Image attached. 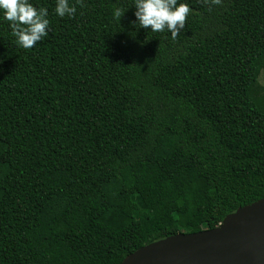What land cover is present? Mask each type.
I'll return each mask as SVG.
<instances>
[{"label": "trees", "instance_id": "obj_1", "mask_svg": "<svg viewBox=\"0 0 264 264\" xmlns=\"http://www.w3.org/2000/svg\"><path fill=\"white\" fill-rule=\"evenodd\" d=\"M29 2V49L0 14V264H119L264 198V0H178L175 39L133 0Z\"/></svg>", "mask_w": 264, "mask_h": 264}, {"label": "water", "instance_id": "obj_2", "mask_svg": "<svg viewBox=\"0 0 264 264\" xmlns=\"http://www.w3.org/2000/svg\"><path fill=\"white\" fill-rule=\"evenodd\" d=\"M119 264H264V198L238 207L212 229L143 245Z\"/></svg>", "mask_w": 264, "mask_h": 264}, {"label": "clouds", "instance_id": "obj_3", "mask_svg": "<svg viewBox=\"0 0 264 264\" xmlns=\"http://www.w3.org/2000/svg\"><path fill=\"white\" fill-rule=\"evenodd\" d=\"M133 5L134 24L151 32L167 30L172 39L184 27L190 11L188 4L178 0H133ZM54 11L59 17L70 16L75 12V7L70 6L68 0H56ZM123 11L116 8L114 18L119 20ZM0 14L3 20L9 22L14 42L20 48L29 49L48 34L47 9H37L29 0H0Z\"/></svg>", "mask_w": 264, "mask_h": 264}, {"label": "rangeland", "instance_id": "obj_4", "mask_svg": "<svg viewBox=\"0 0 264 264\" xmlns=\"http://www.w3.org/2000/svg\"><path fill=\"white\" fill-rule=\"evenodd\" d=\"M258 80H259L258 81L259 84L264 88V72H261ZM244 127L245 128L243 130V137H245L244 138L245 141H260L261 140V134L254 132V130H252L249 127V124H247V125L245 124ZM252 132L254 133V135H252ZM192 227H193V230H198L200 228L198 220H195L193 222Z\"/></svg>", "mask_w": 264, "mask_h": 264}]
</instances>
